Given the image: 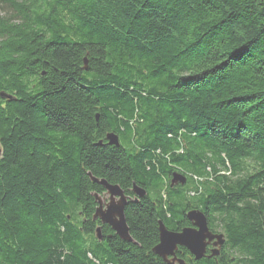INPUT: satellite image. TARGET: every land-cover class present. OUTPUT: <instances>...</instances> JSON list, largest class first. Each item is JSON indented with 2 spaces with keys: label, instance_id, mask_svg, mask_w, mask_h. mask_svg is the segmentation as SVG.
Returning a JSON list of instances; mask_svg holds the SVG:
<instances>
[{
  "label": "trees",
  "instance_id": "16d2710c",
  "mask_svg": "<svg viewBox=\"0 0 264 264\" xmlns=\"http://www.w3.org/2000/svg\"><path fill=\"white\" fill-rule=\"evenodd\" d=\"M1 94L0 264H161L191 210L224 244L186 264H264V0H0ZM87 174L144 191L132 243Z\"/></svg>",
  "mask_w": 264,
  "mask_h": 264
},
{
  "label": "water",
  "instance_id": "95a60500",
  "mask_svg": "<svg viewBox=\"0 0 264 264\" xmlns=\"http://www.w3.org/2000/svg\"><path fill=\"white\" fill-rule=\"evenodd\" d=\"M85 63V62H84ZM6 99H11V97L6 95H0ZM108 140V145L118 146V141L116 136L109 134L106 136ZM89 180L99 186H101L106 194L110 197V201L103 207L99 197L94 194V201L97 203L92 220H98L100 225L107 226L112 232L115 233L116 237L127 243H132V239L129 235V230L125 221L124 208L126 206V199L122 190L115 185H109L104 180H97L87 174ZM175 184L184 185L185 178L179 174H173L171 180V186ZM133 193L138 198H143L145 193L143 190L133 186ZM186 218L190 221L194 229H184L180 233H173L166 230L162 222L157 223V233H158V244L152 249V252L162 260L166 259L167 255H173L174 250L177 247L184 248L191 254L195 261L203 258L205 248L212 241L213 247L221 248L224 243L223 235L212 234L206 224V219L202 213L199 211H189L186 214ZM95 236L97 240H101V231L97 227L95 229ZM218 250H214L212 256L217 255ZM178 264H183L179 262Z\"/></svg>",
  "mask_w": 264,
  "mask_h": 264
},
{
  "label": "flooded vegetation",
  "instance_id": "af4514ba",
  "mask_svg": "<svg viewBox=\"0 0 264 264\" xmlns=\"http://www.w3.org/2000/svg\"><path fill=\"white\" fill-rule=\"evenodd\" d=\"M107 142V141H106ZM104 190V189H103ZM123 192V191H122ZM124 194V197L126 199V206L130 203H139V200L140 199H143V198H138L134 193H133V187L131 188L130 192L128 194ZM99 199H100V202H101V206H105L109 201H110V197L106 194V191L104 190V192L101 194V195H98ZM125 206V207H126ZM96 207H97V203H96ZM125 209V208H124ZM185 219H186V222H187V226H184L182 228H179V229H175V231H170V232H173V233H180L182 230L184 229H194L192 223L190 221L187 220L186 218V215H185ZM158 223V221H157ZM100 227V226H98ZM107 227V226H106ZM108 229L110 230V228L108 227ZM100 230H101V227H100ZM111 231V230H110ZM112 232V231H111ZM114 235L115 233L112 232ZM215 234V233H214ZM213 243L214 241H212L209 245L206 246L205 248V252H204V255H203V258L209 260V259H212V258H215V257H218L220 255V249L219 248H215L213 247ZM158 244V236H157V243L156 245ZM154 245L152 248H151V253L157 257L153 252H152V249L156 246ZM218 250V254L217 255H214L212 256V253L214 252V250ZM162 263L161 264H178L179 262H182L183 264H186L184 259H188L189 261H195L194 257L189 254V252L187 250H185L184 248H181V247H177L176 250H174L173 252V255H168L166 256V259L165 260H162L160 259L159 257H157ZM201 258V259H203Z\"/></svg>",
  "mask_w": 264,
  "mask_h": 264
},
{
  "label": "bare ground",
  "instance_id": "6f19581e",
  "mask_svg": "<svg viewBox=\"0 0 264 264\" xmlns=\"http://www.w3.org/2000/svg\"><path fill=\"white\" fill-rule=\"evenodd\" d=\"M109 135V134H108ZM107 143H108V140L106 139ZM191 211H194V210H191ZM197 211V210H196ZM168 256V255H167Z\"/></svg>",
  "mask_w": 264,
  "mask_h": 264
},
{
  "label": "rangeland",
  "instance_id": "374dc122",
  "mask_svg": "<svg viewBox=\"0 0 264 264\" xmlns=\"http://www.w3.org/2000/svg\"><path fill=\"white\" fill-rule=\"evenodd\" d=\"M170 184H171V182H170ZM173 186H175V184H173ZM207 224V223H206Z\"/></svg>",
  "mask_w": 264,
  "mask_h": 264
}]
</instances>
